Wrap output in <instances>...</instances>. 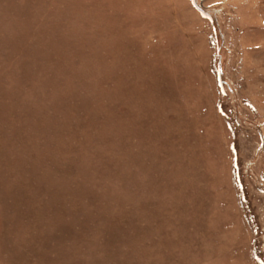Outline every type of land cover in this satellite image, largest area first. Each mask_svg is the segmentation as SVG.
<instances>
[{
  "label": "rangeland",
  "instance_id": "rangeland-1",
  "mask_svg": "<svg viewBox=\"0 0 264 264\" xmlns=\"http://www.w3.org/2000/svg\"><path fill=\"white\" fill-rule=\"evenodd\" d=\"M0 264H264V0H0Z\"/></svg>",
  "mask_w": 264,
  "mask_h": 264
}]
</instances>
